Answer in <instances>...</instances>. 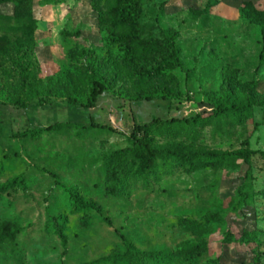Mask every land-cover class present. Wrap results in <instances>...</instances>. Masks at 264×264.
I'll list each match as a JSON object with an SVG mask.
<instances>
[{
  "label": "rangeland",
  "instance_id": "1",
  "mask_svg": "<svg viewBox=\"0 0 264 264\" xmlns=\"http://www.w3.org/2000/svg\"><path fill=\"white\" fill-rule=\"evenodd\" d=\"M251 2L141 0L138 37L153 43L145 57L129 52L107 19L111 0H0V100L9 106L0 127V186L19 175L26 182V189L0 190V225L19 230L14 243L0 245V264H105L103 256L124 248L120 234L137 250L169 254L206 242L196 264H264V248L254 257L252 245L224 242L228 229L264 231V0ZM162 28L179 32L184 70L161 67L173 60ZM94 80L105 90L93 103ZM149 94L156 95L150 102ZM242 104L251 112L242 123L227 117L134 131L153 118ZM92 120L102 127L71 123ZM27 127L33 131L14 136ZM135 136L180 153H258L250 164L238 159L236 167L204 165L191 174L158 159L152 173L125 180L142 151H118L133 147ZM53 175L112 226L74 204ZM113 178L124 184L116 192ZM47 208L63 219L65 254L58 231L46 226ZM145 264L182 263L171 256Z\"/></svg>",
  "mask_w": 264,
  "mask_h": 264
},
{
  "label": "trees",
  "instance_id": "2",
  "mask_svg": "<svg viewBox=\"0 0 264 264\" xmlns=\"http://www.w3.org/2000/svg\"><path fill=\"white\" fill-rule=\"evenodd\" d=\"M247 4H252L251 0H246ZM165 2H162L160 9L164 7ZM142 3L141 0H111L110 9L106 12L105 15L108 16L107 19L113 21L114 25L117 28V31L120 35V38L126 44V47L129 52H135L136 54L147 56L150 48L153 47V43L143 40L138 37L140 24L138 22V17L141 14ZM100 12L101 19L104 18V14ZM161 33L167 38L171 45V56L173 57L172 61H164L161 63L162 68L173 69L178 67L184 70V63L181 60L178 53V44L176 42V37L179 32L177 30H164L161 29ZM262 39H263V48L260 53V60H264V26L262 28ZM161 68V69H162ZM105 90V85L99 80L93 81V87L91 92V100L96 102L102 92ZM156 95L149 94L144 98L147 101H152ZM24 106H21L19 109H24ZM9 106L0 100V127L4 121L5 114L7 113ZM250 111L248 110V104H242L240 106L230 105V106H218L215 110L206 115H195L189 117H177L171 118L169 120H162L160 118H153L144 123H136L134 127L135 132H141L145 130L154 129L161 126H180L190 128L194 125H199L203 123L210 122L212 119L217 118H230L235 123H242L247 120L250 116ZM72 124L81 127V128H92V127H102V125L93 121L90 125L86 126L80 122H71ZM171 128V127H169ZM31 128H26L22 132H17L14 134L16 137H24L28 133L32 132ZM131 144L133 147L124 148L118 153H127L133 151L135 148L142 151L138 154L140 158V164L136 171L131 172L130 174H123V179L129 180V177L133 175L134 177L145 176L152 173L157 167V160L164 159L170 160L173 163H176L186 173L191 174L195 171L200 170L204 165H212L215 167H236L237 160L243 159L246 163L250 164L251 157L258 153L255 151L249 150H213V151H202V150H188L185 153H180L173 147H153L144 141H140L136 136L131 139ZM264 155L263 151H259ZM111 161H112V157ZM117 167V165H116ZM55 183L58 187L62 188L67 194L70 200L84 208L85 210H95L107 224L112 226V221L109 217L105 216L103 211L98 208L95 204L80 200L79 197L74 193V191L67 185L63 184L55 175H53ZM113 187L112 191L116 192L123 187V183L120 184L118 188L117 179L113 178ZM14 183H17L21 188L26 189V182L24 176L19 175L13 179L6 181L0 186V190H9L13 188ZM245 196H247L245 194ZM47 221L46 226L51 228L53 231H58L59 236L62 238L64 245V254L67 252L66 240L63 232V219L60 216L52 215L49 208H47ZM85 221H89L90 216H83ZM18 229L13 227L12 224L6 223L0 225V245L3 243L9 242L14 243L18 233ZM117 231V230H116ZM118 233V231H117ZM120 234V233H119ZM120 237L123 240L124 248L118 249L110 254L103 256L100 261L105 264H118L120 261H126L128 264H145L147 261H155L159 258H169L171 256L177 257L182 264H196L198 256L207 249L206 242L198 243H186L182 246L181 249L176 251L174 254L165 253L164 251H140L137 250L132 243L123 235L120 234ZM225 243H234L236 245L251 246L254 257L260 255V249L264 248V231L258 228L244 229L239 234H234L230 229H228L224 236ZM83 264H94L93 262H86Z\"/></svg>",
  "mask_w": 264,
  "mask_h": 264
}]
</instances>
